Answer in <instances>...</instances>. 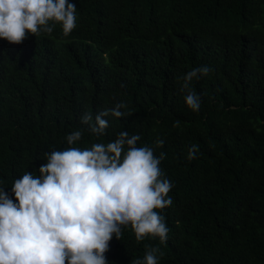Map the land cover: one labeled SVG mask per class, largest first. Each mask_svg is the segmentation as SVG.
Wrapping results in <instances>:
<instances>
[{"label":"trees","instance_id":"1","mask_svg":"<svg viewBox=\"0 0 264 264\" xmlns=\"http://www.w3.org/2000/svg\"><path fill=\"white\" fill-rule=\"evenodd\" d=\"M76 28L64 36L31 34L21 44L0 39V186L25 171L39 174L44 153L138 134L137 146L163 147L160 167L174 185L162 210L166 243L137 241L131 226L113 237L108 264L143 258L159 264H264V0H69ZM191 81L197 112L185 103ZM123 85V86H122ZM124 101L129 114L97 138L80 123ZM179 120V127H174ZM196 158L187 159L191 145Z\"/></svg>","mask_w":264,"mask_h":264},{"label":"clouds","instance_id":"2","mask_svg":"<svg viewBox=\"0 0 264 264\" xmlns=\"http://www.w3.org/2000/svg\"><path fill=\"white\" fill-rule=\"evenodd\" d=\"M77 8L69 0H0V39L21 44L28 37L51 35L56 24L64 36L76 28ZM208 65L195 67L183 76L181 91L189 109H200V97L191 81L207 76ZM123 86V85H122ZM128 105L120 101L95 117L84 113L80 123L97 138L106 134L109 115L121 118ZM180 121L174 122L179 127ZM83 130L66 136L69 147L44 153L46 163L38 175L25 171L11 186L10 196L0 186V264H108L106 253L122 228L131 226L137 241L158 238L166 243L169 227L162 210L171 206L173 184L160 167L163 147L137 146L141 136L127 131L110 142L76 145ZM199 146L191 145L189 161ZM163 252L145 245L143 258L131 264H159Z\"/></svg>","mask_w":264,"mask_h":264}]
</instances>
